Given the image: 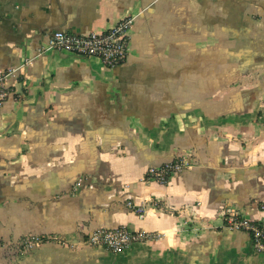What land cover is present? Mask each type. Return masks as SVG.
I'll use <instances>...</instances> for the list:
<instances>
[{"label": "crops", "instance_id": "crops-1", "mask_svg": "<svg viewBox=\"0 0 264 264\" xmlns=\"http://www.w3.org/2000/svg\"><path fill=\"white\" fill-rule=\"evenodd\" d=\"M134 17L126 62L46 50ZM0 264H264V0H0ZM187 157L167 185L152 167ZM78 184H80L78 186ZM127 203L146 207L140 218ZM162 237L120 254L81 242ZM26 237L48 241L23 254Z\"/></svg>", "mask_w": 264, "mask_h": 264}, {"label": "built area", "instance_id": "built-area-1", "mask_svg": "<svg viewBox=\"0 0 264 264\" xmlns=\"http://www.w3.org/2000/svg\"><path fill=\"white\" fill-rule=\"evenodd\" d=\"M134 21V17H127L113 28L101 33L72 34L55 31L48 37L46 50L63 51L81 58H96L107 68H115L124 64L128 58ZM16 71L11 69L0 74V106L11 96L8 80ZM190 167L189 159L182 156L174 162L150 168L146 173L145 182L167 185L171 177ZM127 209L135 212L142 219L145 217L146 207L144 205L134 206L132 203H127ZM224 220L229 230L247 233L252 239L254 249L264 255V226L262 224L239 214L227 215ZM161 237L159 233H150L145 230L130 231L126 227H119L112 230L93 231L81 244L105 248L114 254H120L133 244L146 243ZM47 241L41 237H26L21 242L20 252L25 254Z\"/></svg>", "mask_w": 264, "mask_h": 264}]
</instances>
